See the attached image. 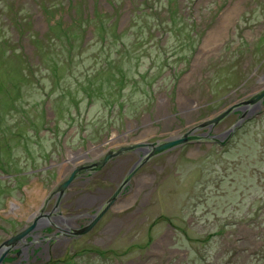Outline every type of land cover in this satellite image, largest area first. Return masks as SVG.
I'll use <instances>...</instances> for the list:
<instances>
[{
	"label": "rangeland",
	"instance_id": "rangeland-1",
	"mask_svg": "<svg viewBox=\"0 0 264 264\" xmlns=\"http://www.w3.org/2000/svg\"><path fill=\"white\" fill-rule=\"evenodd\" d=\"M168 1L0 0V229L45 201L63 205L48 195L62 178L98 175L82 192L98 209L76 218L81 235L59 241L52 264H264V99L225 144L237 108L215 124L225 131L215 141L145 161L147 147H135L145 155L122 150L78 169L94 146L162 141L187 121L208 129L264 88V0ZM185 16L198 26H182ZM11 236L0 233V248Z\"/></svg>",
	"mask_w": 264,
	"mask_h": 264
},
{
	"label": "flooded vegetation",
	"instance_id": "flooded-vegetation-1",
	"mask_svg": "<svg viewBox=\"0 0 264 264\" xmlns=\"http://www.w3.org/2000/svg\"><path fill=\"white\" fill-rule=\"evenodd\" d=\"M243 113H244L243 108L239 107L236 109V114H234L238 117L236 118V121L243 115ZM253 114L252 115L249 114V118L252 117ZM191 123L192 122L187 121L186 125L181 126L180 129H182L183 127H186L188 131L191 130L190 134H195L199 136L198 138H194L192 140L204 141V139H209L211 141H215L218 139L219 136H222L224 134L223 132H225V131H221V128L217 127L216 125L213 127H208V129H205V128H198L199 126L198 124H195V123L191 124ZM169 138H174V137L172 135L166 139H169ZM88 142L89 140L86 142L89 145ZM156 142H161V141H156ZM129 143L132 144L131 142ZM129 143H126V144H129ZM122 145L123 143L111 145L108 147L107 150H103L102 152H100V154L96 155L95 153L94 156L92 155L90 159L87 161L88 164L86 166H80L81 171H86V172L92 171L95 166L99 165V163L105 157L107 152L116 151L122 148L123 146H127V145H123V146ZM129 151H131V155L134 158L142 157L143 155H145L140 151L139 148L137 149L132 148ZM65 157H66L65 155L59 154L58 161H54L53 159H50L52 160V162L49 165H47L49 171L51 172L55 170L56 168H61L63 165H65L64 161H70V160H66ZM83 167H87V168H83ZM91 173L92 172H89L87 174L85 173L82 174L83 180L81 179L80 182L81 184L85 185V186L82 185V187H80V182L79 183L74 182L73 184L67 186L65 189H62L63 184L61 182L63 181L65 177L62 178L60 183L54 184L53 189H50L49 191L50 194L48 193L49 200L55 198L56 196L58 197L60 196L61 199H63L62 200L64 202L63 205H59L61 200L56 199L53 205L49 208L51 203L50 205H48L47 201H45L41 203L36 209L33 208L29 210L27 213H25L24 214L25 216H23L24 220L19 219L17 226L14 228H10L11 231H9L8 228L3 224L2 228L0 229V233H3V235H10V236L17 235L23 229H26L28 226H31L33 224H35V227L33 231L28 234V236H26L25 238H22L19 241H15V243L12 244V246H7V247L2 246L0 248L1 250L0 256L4 254L3 259L0 264H30V263L31 264H34V263L35 264H52L54 261H56L55 256L59 255L58 253H56L58 242L61 241L63 243V246L64 245L70 246L71 237H73L74 235H81L82 233L81 231L83 229H81V224L77 223L76 218H80L84 214H86L85 217H89L91 213L96 212V210L98 209V207H95L96 205L95 203L96 201L94 198L95 196H91L89 191H85V193L86 192L87 194L89 193L88 195L91 196V201L88 200L90 196L89 197L82 196L83 189L88 188V185L95 179V177L96 178L98 177V175L93 176L92 175L93 173L92 174ZM61 192L69 193L70 199L72 200L70 202H67L66 200H64L63 196L65 194L62 195L60 194ZM75 198L78 199V201H76ZM92 200L94 201L92 202ZM78 206L79 207L82 206L85 209L82 212L81 210L77 212L76 210H74V208L77 209ZM15 207L21 209L20 205H17ZM63 207L64 208L70 207V208L63 210ZM15 219L17 220L16 217ZM93 220L94 219H92L91 221ZM50 224L55 225L59 231L52 232L54 228L49 227L48 225ZM83 224L84 223H82V225ZM13 246L16 248L10 251V249ZM5 250L7 251L9 250V253L6 252ZM34 259H38V260L33 261Z\"/></svg>",
	"mask_w": 264,
	"mask_h": 264
},
{
	"label": "water",
	"instance_id": "water-1",
	"mask_svg": "<svg viewBox=\"0 0 264 264\" xmlns=\"http://www.w3.org/2000/svg\"><path fill=\"white\" fill-rule=\"evenodd\" d=\"M263 99H264V88L262 90H260L259 92L253 94V96L251 98H248V99H245V100H243L241 102H237V103H235L233 105H230L223 112L219 113L216 117H213V118L209 119L208 121L204 122L202 125L203 126H205V125L208 126L209 125L210 127H213V126H215V124H217L222 118L226 117L235 108H239V107L243 108L244 109L243 115L231 126L229 131L225 132L226 140L221 141L222 144H225L226 141L231 138V136L237 130V128H239L245 121H247L249 119V114L252 115L253 112L256 111L257 107L260 106V102H262ZM202 125H200V126H202ZM190 133H191V130L187 131L186 133H183L182 134V135H184L183 137L169 138V139H165V140H163L161 142H153V143L147 144L148 146H150V149H149V151L146 152V156L142 157L143 161L149 159L151 156H153V155H155L157 153H161L162 151H165L167 149L173 148L177 144H180V143L184 144V143H186L188 141H191L194 138H198L199 137V136H197L195 134H190ZM136 144H138V143H136ZM134 147H136V146L133 145V146H128V147H122V148H120V149H118L116 151L107 152L105 157L99 163V165H102L104 162L108 161L111 157L121 153L122 150H130V149H132ZM78 169H80V167H78ZM130 176H131V174L127 178V181L129 180ZM64 183L62 185V189H65L67 187L69 181L66 182L65 184ZM117 194H118V191L116 193H114L113 196L109 199V202H108V205H107L108 208L116 200ZM34 226H35V224H33L31 226H28L26 229H23L19 234L15 235V236H12L11 238L7 239L4 242V244H11V243L17 241L19 238L23 237L31 229H33ZM3 256H4V254L2 255V258H3Z\"/></svg>",
	"mask_w": 264,
	"mask_h": 264
},
{
	"label": "trees",
	"instance_id": "trees-1",
	"mask_svg": "<svg viewBox=\"0 0 264 264\" xmlns=\"http://www.w3.org/2000/svg\"><path fill=\"white\" fill-rule=\"evenodd\" d=\"M161 1H163V4H166V0H159V2L158 3H161ZM170 1L171 0H169L168 2H167V4H170ZM173 4H174V2H172L171 4H170V7H171V9H173ZM72 6H74L73 4H72ZM158 7H159V5H158ZM158 9H160V8H158ZM157 10V9H156ZM156 10L154 9V7H152V6H149V7H147V8H145L144 9V11H149L150 12V14H148V15H152L151 13H153V14H155L156 15ZM178 9H177V7L175 6V11H177ZM48 11V9H46V12ZM83 12H84V10H83V8L82 9H80V12L78 13L79 14V16L81 17V19L82 20H89V21H93L94 20V18H92V19H89V18H85L84 17V14H83ZM158 12V11H157ZM162 12V11H161ZM161 12H158V13H161ZM94 16V15H93ZM101 18H103L104 17V13H102L101 15ZM181 16V15H180ZM150 18L152 19V16H150ZM156 21H157V19H156ZM165 20H162L161 22H164ZM182 21H183V25L182 26H186V27H192V28H196L195 26H198V22L197 21H195L194 19L192 20V22L190 21V20H188V19H186V16L184 17V18H182ZM75 23H72V25L73 24H76L77 22L76 21H74ZM106 21H103L102 22V25H103V27H107V25H106V23H105ZM157 24H159V22L157 21ZM182 26H179V27H182ZM179 27H173V28H171V29H175V30H177V28H179ZM182 30H186V28H184V29H179L178 31H182ZM72 32H73V29H72ZM166 38V37H165ZM170 37H168L167 39H162V40H160L161 42H164V41H166L167 42V46H168V41H170V40H172V39H169ZM104 39H106V37H104ZM176 41V40H175ZM179 41V40H178ZM126 45V44H125ZM162 45V47H166L165 46V44H161ZM172 53H176L175 51H173ZM182 55H185V54H182ZM119 71V70H118ZM120 72H124L125 73V76L123 75V78L121 79V81L122 80H124L126 77H127V73L123 70V69H121L120 70ZM111 73H114V71H112ZM174 73H176V71L174 72ZM251 118V117H250Z\"/></svg>",
	"mask_w": 264,
	"mask_h": 264
},
{
	"label": "bare ground",
	"instance_id": "bare-ground-1",
	"mask_svg": "<svg viewBox=\"0 0 264 264\" xmlns=\"http://www.w3.org/2000/svg\"><path fill=\"white\" fill-rule=\"evenodd\" d=\"M182 134H183V133H182ZM182 134H181V135H173V137H183L184 135H182ZM147 144H149V143H143L142 141H140V142H138V144H136V143L133 144V143H132V144H130V146H133V145L136 146V147L146 146V147H147V151H148V150L150 149V146H148ZM181 144H183V143L177 144L176 146L181 145ZM137 145H138V146H137ZM123 147H125V146H123ZM134 148H135V147H134ZM92 149L96 151V155H97V154H100V152H102V151L99 150V149L96 150L97 147H93ZM94 154H95V153H94ZM94 154H93V156H94ZM74 156H75V152H72V153H71V157H69V160H70V161H71V160H74V159H75ZM79 167H80V166H79ZM83 168H87V167H83ZM83 170H85V169H83ZM123 188H124V186L122 187V189H123ZM34 227H35V226H34ZM34 227H33V229H34ZM33 229H32V231H33ZM32 231H30V232H32ZM30 232H29V233H30ZM19 233H20V232H19ZM29 233H28V234H29ZM28 234H26V235H28Z\"/></svg>",
	"mask_w": 264,
	"mask_h": 264
}]
</instances>
